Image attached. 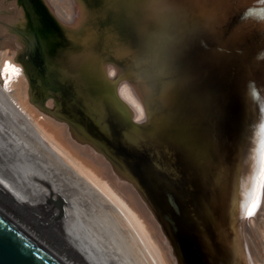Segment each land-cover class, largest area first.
I'll return each mask as SVG.
<instances>
[{
	"label": "water",
	"instance_id": "obj_1",
	"mask_svg": "<svg viewBox=\"0 0 264 264\" xmlns=\"http://www.w3.org/2000/svg\"><path fill=\"white\" fill-rule=\"evenodd\" d=\"M71 1L74 6L69 20L43 0L14 1L22 15L18 24L24 31L12 30L23 39L19 59L34 79L38 101H52L53 111L69 123L76 138L96 145L123 178L136 185L179 252L181 264H253L244 234V225L251 217L241 207L245 203L241 193L254 187L245 188L248 169L250 174L258 175L259 160L253 164V155L264 139L262 124L257 122L262 111L257 103L254 111H242L246 101L240 104L231 87L230 107L241 120L234 129L237 140L225 143L220 134L213 137L210 126L206 130L198 121L187 120L186 87L176 76L182 69L194 81L224 80V68L214 71L212 67L221 36L213 37L210 27L193 32L187 25L182 32L149 41L150 49L144 53L135 42L144 27L135 11L136 6L150 8L152 0ZM213 1L196 0L193 4ZM253 6L262 7L264 3L254 2ZM12 10L10 16L16 13L14 7ZM245 10H234L236 16L232 13L225 22L227 30L238 31L242 22L247 30L263 25L259 19H248ZM27 27L29 33L25 35ZM231 62L234 66L235 60L221 64L228 72V86L238 81ZM110 69L114 75H110ZM122 81L138 93L146 113L144 121H136L135 111L118 94L117 86ZM165 122L173 135L186 130L189 144L197 149H188L179 139V148L174 149L171 142L167 147L173 156L159 158L146 136ZM162 140L168 142L165 137ZM205 151L216 163L212 172L193 157ZM184 161L192 163L193 169L187 168ZM228 163L232 165L230 172L211 179L210 173ZM0 264L65 263L0 215Z\"/></svg>",
	"mask_w": 264,
	"mask_h": 264
},
{
	"label": "bare ground",
	"instance_id": "obj_2",
	"mask_svg": "<svg viewBox=\"0 0 264 264\" xmlns=\"http://www.w3.org/2000/svg\"><path fill=\"white\" fill-rule=\"evenodd\" d=\"M55 1L60 2L59 0ZM61 1L67 7L62 6L64 8H61L58 12L62 18L66 16L69 20L71 16L69 9H72L74 4L71 0H67L68 4L67 2L65 4V0ZM194 1L196 0H152L151 3L154 5L149 6L148 9H139L135 5V16L139 24L144 26L142 33L135 38V42L143 47L144 53H148L151 42L153 43L176 32H182L188 27L187 25L191 27L193 32L201 31L205 26L210 27L213 37L221 36L222 41L217 50L214 51L221 57H214L212 67L214 71L224 68L223 71L221 70L224 80L213 78L210 81H194L182 69L176 73V76L179 77L182 85L186 87L185 95L189 105V109H185L188 114L187 120L198 121L206 130L211 127L214 130L213 137H219L220 134L222 141L225 143L226 141L232 142V139L237 140V137L233 134L236 132L234 131L235 125L241 120L230 107V98L233 97H231L232 91H234L239 103L246 101V104L241 106L242 111L246 108V110L250 109L252 112L255 109V104H258V110L262 111V115L259 118L256 116L258 118L257 122L264 124V20H261L259 16V13L264 12V6H253L254 2L264 3V0H215L211 3H203V5H194ZM143 4L146 5V2H143ZM5 5V2L0 0V20L5 21L4 23L7 24V26H1L3 23L0 21L2 23L0 24L2 27H0V34L3 33L10 38V43L0 51V159L3 160L4 164L0 167L2 168V171L0 170V186L9 193L13 191L15 196L21 194L22 198L24 193L19 190V184L15 178L19 180L23 188L28 187L26 182L31 179L43 187L46 192L48 187H46L44 181L49 185L61 188L62 192L65 191L67 195L69 193H71L69 195H79L77 201L82 207L86 208L84 210H87L86 212L92 217L91 219L94 220L97 217L92 222L97 232L95 235H89L84 230V226L79 223L76 224L73 220L74 215L70 214L68 216L70 226L67 228L63 240L62 234L64 235V233L60 234L61 239L60 237H54L56 235H48L41 231L42 226L39 225L38 221H34V219V223L29 221L25 214H21L20 211L11 207V204L6 200L7 198L5 199V196H2L3 192L1 190L0 215L65 264H130L124 251L119 250L120 242H116L117 236L114 227L119 222L125 229L124 233L127 234L130 244L135 247L139 259L144 264H151L143 247L136 241L131 230L120 217L119 212H122L131 224L135 223L142 232L148 235L150 242L161 252L166 264H181L179 252L174 248L164 226L138 191L136 185L123 178L122 173L116 169L112 161L96 145L90 143L89 140L77 139L69 123L53 111L52 101H38L35 96L34 79L25 71L19 59L23 54L21 48L23 45L16 44L19 36L11 32L12 29L16 30L17 26H21L18 22L22 15L18 7L10 4L12 8L14 7L16 13L8 18V14L6 15L8 7L6 8ZM57 7L59 6L57 5ZM196 7L199 8L195 9ZM241 8L246 9L244 15L249 17L248 19H259L263 25H260L256 30H247L244 25H241L242 22L241 26H237L238 31L227 30L228 26L225 22L229 17L236 16V13H233L234 10L238 11ZM228 9H231V11L227 12ZM249 11L255 13V15H246ZM231 14L232 16H230ZM234 30H237L236 27ZM243 45L245 49H243ZM220 50H226L230 53L223 54L220 53ZM238 57L244 58V61L241 62ZM226 60H235L234 66L233 62L230 63L231 67L236 68V79L238 81L234 86H228L226 81L229 80L228 72L226 67L221 65ZM5 62L11 63L20 69L19 76L11 78L7 88L4 86L5 80L8 79L3 73ZM207 73L209 74V72ZM110 75H114L113 69H110ZM249 84L254 86L255 94H259V96L253 98L249 95ZM126 87L128 88L127 91H125ZM231 87H233V90ZM118 91L122 99L135 111L136 119L139 121L146 119V113L135 89L125 81ZM23 117H26L27 123H24ZM30 123L34 126L37 134L29 128L28 124ZM10 126L15 127L16 134H13ZM23 126L24 128H22ZM20 129L25 132L24 138L21 137ZM185 132L186 130H179L173 135L168 123L165 122L159 129L146 136V139L151 150L159 158L164 159L169 155H174L167 147L171 145V142L174 149L179 148L176 142L179 139L185 141L184 143L188 146V149H197V147L189 144ZM160 135L162 136L160 137ZM163 137L167 138L168 142H163ZM173 137L176 139H173ZM223 149L227 150L226 145L223 146ZM198 153V157L193 154L194 159L201 166L208 167L209 171L212 172L216 163L208 159V152ZM228 154H231L230 150ZM253 157H257L258 162L257 151ZM256 159L253 160V164ZM28 163L31 164L33 169L35 167L41 172H37L38 170L36 172L29 171L26 167ZM184 163L187 168L193 169L194 165L192 163L190 164L188 161H184ZM40 167H42L41 170ZM33 169L31 168V170ZM231 169L232 165L228 163L217 172L210 173L209 176L211 179H217L221 173H228ZM250 170L248 169L246 172L245 188H251L254 184L252 178L256 176V172L253 175L250 174ZM183 179L186 180V177H183ZM21 190L23 191V189ZM16 197L19 198V195ZM32 200L36 205L42 207V205H39L42 203L41 200L38 198ZM74 202L76 200L72 196L65 198L63 201L66 206L73 205ZM262 207L258 212L262 210ZM258 212L256 214L257 221L253 219L250 221L252 223L246 222L244 234L245 239H248L247 243L249 245L247 246L252 263L264 264V214L259 216ZM40 213L44 216L47 214L45 210ZM256 217L254 215L250 219ZM251 224L255 227L254 229ZM249 226H251L250 229ZM57 227H60V224ZM102 238L109 244L108 246L104 245ZM89 253L90 255L93 254L91 258Z\"/></svg>",
	"mask_w": 264,
	"mask_h": 264
},
{
	"label": "rangeland",
	"instance_id": "obj_3",
	"mask_svg": "<svg viewBox=\"0 0 264 264\" xmlns=\"http://www.w3.org/2000/svg\"><path fill=\"white\" fill-rule=\"evenodd\" d=\"M4 2H5V6H6V8H7V10H6V15L8 14V10H12L13 8H12V6L10 5V4H14L15 5V7H17L16 6V3H14V1L15 0H3ZM44 2H45V4L48 6V7H51V9L55 12V13H58V15L61 17V15L59 14V12L58 11H60L61 10V8H64V7H62V6H65V7H67L66 5H64L63 3H62V1L61 0H59L60 2L58 3L57 1H55V0H43ZM125 1H128V0H123V3L125 2ZM66 2H67V0H65V4H66ZM57 3V4H56ZM62 3V4H61ZM69 2H67V4H68ZM57 5L59 6V7H57ZM22 6V5H21ZM55 6V7H54ZM74 6V5H73ZM73 6H72V9H73ZM58 8H60V9H58ZM69 8V7H68ZM72 9L70 8L69 10H70V12L72 11ZM8 11V12H7ZM12 12H13V10H12ZM136 14V13H135ZM7 17L9 18H11L12 16H10L9 14L7 15ZM1 21V20H0ZM2 22V21H1ZM0 22V24H2L3 23V25H1V26H6L7 24L6 23H4L5 21H3L2 23ZM0 26V27H1ZM14 27H15V25H14ZM2 28V27H1ZM1 28H0V31H1ZM24 27H23V25H21V26H17V28H16V31H18V32H20V31H24V29H23ZM11 32H14L13 30L11 31ZM27 33H29V28L27 27V30L25 29V35H27ZM14 34H17L18 36H19V34L17 33V32H14ZM1 36H0V51L2 50V49H4V47L8 44V43H10V38H8V36H6L5 34H0ZM3 36V37H2ZM6 37V38H5ZM19 41V42H18ZM22 41H23V39H22ZM22 44V42H21V35L19 36V40H17V42H16V44ZM12 45V44H11ZM215 54H214V56L216 57L217 55H218V53H216V52H214ZM23 55V54H22ZM125 82V81H124ZM127 82V81H126ZM123 83V81L122 82H120L119 84H118V86H117V92H118V94L120 95V93H119V87L121 86V84ZM128 83V82H127ZM128 90V88L126 87L125 88V91H127ZM5 96V95H4ZM256 96H259V94H255V97ZM121 97V96H120ZM251 97H253V98H255L254 96H251ZM5 98L7 99V97L5 96ZM40 108V107H39ZM41 109V108H40ZM43 110V109H42ZM24 119H23V121H24V123L26 122V117H23ZM136 119V118H135ZM136 121H139V120H137L136 119ZM141 121V120H140ZM144 121V120H143ZM27 123V122H26ZM29 125V128L31 129V130H33V132L35 133V129H34V126L30 123V124H28ZM10 128H11V130L13 131V134H16V129H15V127L14 126H10ZM22 128H24V126L22 127ZM20 133H21V137L22 138H24V136H25V132L23 131V129H20ZM35 134H37V132L35 133ZM20 136V135H19ZM1 160V159H0ZM1 164H0V167H2L4 164H3V160H1V162H0ZM26 167L28 168V170L29 171H32V172H36L37 170V172H41V171H39V169H35V167H34V169H33V167L31 166V164H27L26 165ZM31 168L33 169V170H31ZM41 168L42 167H40V170H41ZM0 170L2 171V168H0ZM15 178V177H14ZM16 179V181H17V183L19 184L18 185V188H19V190L22 192V193H24V194H22L23 195V197L21 198V194H17L16 196H18L19 195V198L18 197H16L15 196V194H14V192L13 191H11L10 193L8 192V191H5L1 186H0V190H1V192H3V194H2V196L4 197L5 196V199L8 201V203L9 204H11L10 206L11 207H13V208H15V209H17L18 211H20V213L22 214H25V217L27 218V219H29V221H33V219H34V221H38V223H39V225H41L42 227H41V231L42 232H44V233H46V234H48V235H51L52 234V236H54V235H56V236H54V237H60L61 235L60 234H62V233H64V235L62 234V240L64 239V237H65V233H67V228L70 226V223H69V219H68V216L71 214V215H74V218H73V220L75 221V223L77 224V223H79L80 225L82 224L83 226H84V230L89 234V235H95L96 234V229H95V225H93L92 224V222H94V220L97 218V217H95V219L93 220V219H91L92 217H90L89 215H88V213L86 212L87 210H84V209H86L85 207H82L79 203H78V201H77V199H78V196L79 195H76L75 194V196H74V194H72V195H69V194H71V193H69L68 195H67V193H65V191H64V193L66 194H64L62 191V189L61 188H59V187H55V186H53V185H49L46 181H44L45 182V185H46V187H48V191L46 192V190L43 188V187H41L37 182H35L34 180H31V179H29V180H27L28 182H26V184H27V186L28 187H22V184L19 182V180L17 179V178H15ZM30 185H31V188L29 189V187H30ZM24 186V185H23ZM21 187V188H20ZM21 189H23V191L21 190ZM47 189V188H46ZM26 191V192H25ZM31 193H29V192ZM60 191V192H59ZM28 192V193H27ZM56 195H54L53 193ZM53 195H52V194ZM1 194V193H0ZM32 194H35L34 196H36L35 198H33L34 196L32 195ZM264 192H262V196H261V201H260V204H259V208H258V210L256 211V213H255V217H256V214H257V212L259 211V209H260V207L261 206H263L262 207V210L260 211V212H258L259 213V216L260 215H262L263 216V214H264ZM12 195V196H11ZM30 196V197H29ZM39 196H41V197H39ZM69 196H72V198L74 199V200H76V202H74V204L73 205H69V206H66L64 203H63V201H64V199L65 198H67V197H69ZM14 197H16V198H14ZM28 197V198H27ZM12 198V199H11ZM23 198H25V199H23ZM36 198H38L39 200H41L42 201V203L41 204H39V205H42V207L41 206H38V205H36L34 202H33V200L31 201V199H36ZM41 198H43V199H41ZM18 199V200H17ZM63 199V200H62ZM23 201V202H21V201ZM80 202V201H79ZM31 203V204H30ZM44 203V204H43ZM36 205V206H35ZM23 206V207H22ZM66 206V207H65ZM62 207V208H61ZM40 209H42V210H45L46 212H47V214L44 216V215H40L41 213V211L42 210H40ZM71 210V211H70ZM71 212V213H70ZM85 214H84V213ZM68 214V215H67ZM76 214V215H75ZM26 215H28V216H26ZM119 215H120V217L124 220V222L126 223V225L128 226V228L131 230V232H132V234L134 235V237H135V239H136V241L143 247V249H144V251L146 252V254H147V256H148V259H149V261H150V263L151 264H166L165 263V261H164V259H163V257H162V254H161V252L159 251V249L158 248H156L151 242H150V239H149V237H148V235L146 234V233H144V232H142L140 229H139V227L134 223V224H131L130 223V221H128V219H127V217L122 213V212H119ZM30 217H31V219H30ZM263 218H264V216H263ZM58 219V220H57ZM253 219H255V221H257L258 220V218L256 217V218H252V219H249L248 220V223H252V222H250L251 220H253ZM55 220V221H54ZM85 220V221H84ZM34 221H33V223H34ZM60 224V227H57L58 225ZM251 226H252V228L254 229L255 227L253 226V224H251ZM251 226H249V229L251 228ZM38 227V226H37ZM55 227V228H54ZM63 227H64V229L66 230H64L63 229ZM93 227V228H92ZM244 227H246V223H245V225H244ZM62 228V229H61ZM53 231H52V230ZM56 229V230H55ZM62 230V231H61ZM64 230V231H63ZM59 231V232H58ZM114 231H115V235L117 236L116 238V242H120L119 243V250L122 252V251H124V253L126 254V256H127V259L130 261L129 263L130 264H144L143 262H142V260H140L139 259V257L137 256V254H136V252H135V247L132 245V244H130V242H129V239H128V237H127V234L126 233H124L125 232V229H123V227L121 226V224L119 223V222H117V224L115 225V227H114ZM244 231H245V228H244ZM61 232V233H60ZM60 239H61V237H60ZM247 239V238H246ZM69 241V240H68ZM104 241V239L102 238V242ZM246 242H248V239L246 240ZM79 243V242H78ZM104 245H109V244H107V242H105L104 241ZM247 245H249L248 243H247ZM248 251H249V248H248ZM87 252V251H86ZM249 255H250V258H251V254H250V252H249ZM89 256H90V258H91V256H93V254L91 253V255H90V253H89ZM93 258V257H92Z\"/></svg>",
	"mask_w": 264,
	"mask_h": 264
},
{
	"label": "snow or ice",
	"instance_id": "obj_4",
	"mask_svg": "<svg viewBox=\"0 0 264 264\" xmlns=\"http://www.w3.org/2000/svg\"><path fill=\"white\" fill-rule=\"evenodd\" d=\"M246 15H255V13L249 11ZM260 19L264 20V12L259 13ZM3 73L8 77L5 80V88H7L8 83H10L11 78L19 76L20 69L15 67L13 64L5 62L3 66ZM249 95L255 96V88L253 85L249 84ZM143 115V113H141ZM261 131L264 133V124L261 125ZM258 153V160H259V170L258 175L254 178V187L250 192L244 191L241 195L245 198V203L241 205L242 208L246 209L247 217H252L256 209L258 208L261 200V194L264 192V139L260 142V147L256 150ZM256 159L257 157H253ZM246 187V186H245ZM250 199L251 204L250 206L247 205V201Z\"/></svg>",
	"mask_w": 264,
	"mask_h": 264
}]
</instances>
